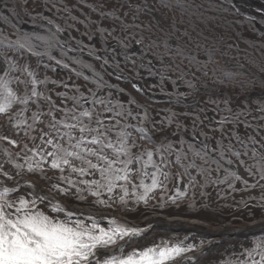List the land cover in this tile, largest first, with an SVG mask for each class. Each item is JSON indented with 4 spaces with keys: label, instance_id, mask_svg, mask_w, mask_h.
I'll list each match as a JSON object with an SVG mask.
<instances>
[{
    "label": "snow or ice",
    "instance_id": "snow-or-ice-1",
    "mask_svg": "<svg viewBox=\"0 0 264 264\" xmlns=\"http://www.w3.org/2000/svg\"><path fill=\"white\" fill-rule=\"evenodd\" d=\"M228 3L238 14L239 9L232 3V0H228ZM130 7H135L137 11L140 10L139 5H130ZM62 10L69 12V15L65 17V23L71 20L83 24L86 29L83 34H88L89 40L92 39V34L88 33V29L95 23V32L104 36L105 39L111 37L120 52L108 49L110 54L100 55L96 48L85 44L71 34V24L68 29H65L42 13L32 15L25 11L24 14L33 21L36 19L45 21L48 26L45 34L21 31L16 23H12L11 32L0 30V44L5 45L7 49L0 60V70L3 71V75H0V115L8 116L17 104L28 105L31 102L40 107L41 98L49 103V110L46 113L34 112L32 118L34 121H39L40 115H47L53 117L47 125L49 128L59 132V126L63 127L64 131L58 139H47L44 143L53 149L46 152V157L51 158V169L59 170L61 174L66 171L69 173L67 176L57 177L56 183H51V177L43 176L46 186L39 189L34 183L24 182L25 186L30 187L29 195L32 198L29 199L24 195L13 198L10 193H15L21 188L24 165L9 160L8 163L15 169L14 173H10L4 171V165L0 164V177L3 178L0 179V264H185V261L191 264L193 257L187 254L194 251L192 244H185L184 241L170 243L162 240L160 244L153 246L129 249V245L135 238L145 231L143 227L114 217L108 220L106 227H102L91 214L87 217L89 223H85L84 220L74 219L77 215H84V213L71 208L63 200L89 202L106 208H111L113 203L127 207L128 187L126 185L131 182L130 172L134 170L131 166L139 163L141 157L146 154L147 163L152 164L153 156L159 155L161 165L170 167L173 162L170 160L172 152H175L174 162L184 168L186 175L190 176L188 171L190 168H197L202 175H210L215 171L218 175L211 183L223 184L227 181L228 187L234 190V182L239 181L245 191L254 187L264 189V184L260 183L264 181V152L261 151L264 149V143H261L264 141V124L252 122L253 120H264V101L257 104L256 111L260 113L257 116H252V108L247 104L234 110L228 98L221 101L208 96L201 102L198 100L200 90L197 82L200 79L201 69L207 68V64H200L195 56H191L188 58V69L185 71L178 66L163 65V59L160 58L165 69L159 73L160 83L163 84L168 80L175 89L178 87L177 81H180L188 91L167 93L161 88V92L168 96L173 107L184 106L186 110L175 112L170 109L166 120H155L150 115V110L134 99L127 101L128 106L116 99L115 97L122 94L124 89H114V86L105 79L106 76H114L117 81L128 80L131 78L129 73L135 75L138 69L144 66L142 59L141 63L137 64L135 52L129 54L128 51L131 48L128 29L139 28L140 25L125 23L114 11L101 12L102 19L108 17L118 21L120 31L125 33L124 36L113 35L115 28L107 31L98 22L88 17L79 21L77 17L71 15L70 9L56 8V12ZM221 10L228 11L229 9L221 6ZM258 11L264 12L260 9ZM0 18L6 24L11 23L7 16ZM133 19L135 20L136 17L134 16ZM246 19L251 21L254 18L247 17ZM18 21L19 14H17ZM65 32L67 35H63ZM260 35L264 36V33ZM135 43L143 45V39H137ZM260 47L264 48V44ZM146 50V48L141 49V56ZM17 52L24 59V63L17 64L9 55V53ZM85 52L100 64L102 71H97L92 64L80 59ZM28 54L37 58V68L43 65L44 69L51 71H56L57 68L67 70L77 78L94 84L95 89L89 88L85 94L79 85L75 83L69 85L67 79L50 80L47 76L42 80L39 79L37 71L32 69L28 63ZM175 55L183 56V50L177 47ZM208 59L209 62H214L210 52ZM83 69H88L91 75H86ZM260 71L264 72V66H261ZM12 72H19L23 76L22 79L15 77V82L17 85L24 86L25 95H18L10 87L13 80L9 79V74ZM149 72L151 73V69ZM168 73L175 74L176 79H171ZM203 75L207 76V72H203ZM222 75L227 80L235 79V74L230 71H223ZM49 83L65 89L63 92L56 93L63 105L59 108V111L63 113L60 120L54 118V110L57 106L48 94L52 90L45 87V91L40 92L37 88V85L46 86ZM131 87L137 92L143 91L136 83H132ZM200 87L203 85L201 84ZM69 92L75 94L69 95ZM189 100L192 101L191 105L188 104ZM69 103L71 107L68 106ZM132 105L136 106L135 112ZM206 105L213 106L212 111L215 113L213 116L208 115L209 109ZM189 107L191 110H187ZM180 116L191 117V125L184 124L179 119ZM249 116H252V120L248 119ZM131 121H136V123H131ZM173 125L175 126L174 131L172 130ZM228 125L232 126L231 130H227ZM240 125H243L245 129L244 136H241L238 131ZM205 127L207 131H204ZM130 129L139 133V136H134ZM249 129L251 131H248ZM166 130L170 131L173 136L179 134L181 137L188 132L192 140L188 142L187 151L183 148L184 139L177 142L181 145L180 148H174L171 141L168 142L167 147L163 143L156 145L153 134L157 132L162 134ZM76 131L80 133L79 137L74 135ZM46 135L49 133L42 134L41 139L43 140ZM6 139L7 137L0 136V140ZM137 139L154 144L155 150L145 149L143 152H135L134 149L139 147ZM8 142L13 145L16 143L11 140ZM24 149H27V145ZM31 151L36 152V149H31ZM4 153L11 155L7 149ZM189 154L193 159L185 167L182 160H187ZM46 157L42 155L41 160L35 165L29 162L27 172L42 173L41 162H46ZM196 159L201 161L200 165L195 163ZM248 160H252L253 163L248 164ZM73 161H79V166ZM226 165L232 167H226ZM152 166L156 169L151 173L152 183L146 185L143 180L140 181L143 193L136 195V186L133 185L136 203L141 201L147 203L149 193L158 187H162L167 192V186L159 177L162 176L163 180H169L171 172H162L161 166L156 164ZM238 168H243L253 182L249 183L247 179L239 175L236 170ZM136 171L139 170L136 169ZM221 173H223V179L219 178ZM72 174L79 179L71 178ZM97 174L98 179H84L86 176L95 177ZM4 179L13 181V185L6 186ZM119 181L124 183H118ZM61 185H66V187ZM188 187L189 185H184V190L176 188L175 195L169 196L168 199L175 203L178 199L185 198ZM115 189L123 193L118 199L114 194ZM105 194L107 199H102L101 197ZM88 196L93 197V200L88 201ZM57 197L63 199L60 200ZM259 199L264 202V193ZM241 202L247 206V201ZM39 204L50 207L55 215L45 213L38 207ZM163 204L164 195L162 194L159 206L163 207ZM260 206L264 207V203ZM257 247L260 245L257 244ZM254 254L259 255L258 260L252 258ZM235 256V260L227 261L226 264H249V260L250 264H264V249L259 253L256 252V248L244 249Z\"/></svg>",
    "mask_w": 264,
    "mask_h": 264
},
{
    "label": "rangeland",
    "instance_id": "rangeland-1",
    "mask_svg": "<svg viewBox=\"0 0 264 264\" xmlns=\"http://www.w3.org/2000/svg\"><path fill=\"white\" fill-rule=\"evenodd\" d=\"M6 1L7 0H0V5L5 7ZM28 1L29 0H15L16 4L19 2L23 9H26L24 11H27L28 13L30 11L33 12L34 9H38V13H41L44 7H48L50 5V8H53V5H55V8L62 9V6L53 4L51 0H38L41 2L36 4V0H32L33 4L28 3ZM58 1L70 8L73 6L72 0ZM67 1L70 3L66 4L65 2ZM79 1L83 5L91 6L90 10L94 13L92 14L91 12H86V15H78L76 12H71V15L77 17V20L79 21H83L86 17H88L92 21L98 22L107 31H111L115 28L116 31L113 35L119 34L120 36H124L125 33L120 31L118 21H114L108 17H104L102 19L100 16L101 12L114 11L117 16L124 20L125 23L140 25L139 28L128 29V33L130 34L129 39L131 40V45L135 43V40L141 38L143 39V45H139L140 51L142 48H146L147 50L140 58L136 57V62L139 65L142 59L144 66L140 67L135 75L132 73H129L128 75L144 81L143 85L147 90L161 95H166L161 92V88H163L167 93H172L174 91L187 92V88H185L180 81H177L178 87L175 89L173 88L172 83L168 80L161 84L159 73L165 70L163 65H171L173 67L178 66L180 69L187 71L189 63L186 59L191 56H195L196 60L199 61L200 64H207V68L201 69L199 73L200 79L197 82L201 92L198 99L199 101L203 102L208 96L221 101L228 98L231 100L230 106L234 110L242 108L247 104L252 108V116L260 115V113L256 111V107L258 103L264 101V94L261 97H258V95L260 96L261 92L264 91V72L260 71L261 66H264V48L260 47L261 44H264V36L260 35L261 33H264V21L261 19H252L249 21L246 19L248 16L242 15L240 10L238 14L232 10L228 0H160V2H163L161 7L159 6L157 0H146L151 4V10L153 12H160L161 16H159L158 23L154 22L152 17L149 15L150 13H145L146 15L143 14L144 16H140L134 7H130V5L135 6L138 0ZM173 1L176 2L177 5ZM187 3H192L193 6H189ZM257 3L259 4V2ZM77 5L80 6V4ZM195 6L196 8H194ZM221 6L229 10L223 11L221 10ZM6 7L11 8L10 4ZM7 8L2 10L6 13ZM84 8L85 6H82L81 9L84 10ZM93 8L95 10H93ZM183 9H187L188 11H181ZM194 9H197L196 11L199 14L197 16L202 20L200 24L195 23V20L192 19L194 16L191 11ZM200 9L204 13H201ZM13 13L16 17L11 16L13 18V21H11L16 23L17 28L21 31L24 27H18L20 26V23L17 22V14H19V19L24 23L41 24L44 22L40 19L33 21L29 16H26L20 10L14 11ZM125 13H127V16H125ZM33 14H36V12H33ZM43 15L53 19L55 23L62 25L65 29H68L71 24V34L76 36L78 39H81L85 44H89L96 48L98 54L100 55L110 54L107 51L108 49L120 52V49L116 47V43L111 39V37L105 39L104 36L95 32V23L88 29V33L92 34V39L89 40L88 34H83L86 32L83 24L76 23L71 20H68L67 23H65V17L69 15V12L65 14H45L43 12ZM134 16L136 17L135 20L133 19ZM187 23H190V25L187 26ZM258 23L261 25L259 26ZM10 25H12V23H10ZM77 29L79 31H77ZM46 30V28H44V30H40L36 27L29 29L28 32L35 31L40 34H45ZM11 31L12 30H9L7 32ZM63 35H67V33ZM171 39L173 40L172 44L169 43ZM166 44L167 47H165ZM177 47L183 50V56L175 55ZM6 50L5 46L2 47L0 45L1 57ZM209 52L211 53L214 62H209ZM9 55L13 57L17 64L25 62L18 52L15 54L9 53ZM56 55L58 56V52ZM160 58L163 59V65L160 62ZM80 59L85 63L92 64L97 71H102L100 64L94 61L93 58H88L83 54L80 56ZM149 61H153L154 66L149 64ZM46 62L47 61L45 60V63ZM28 63L32 69L37 71L38 76H42L43 79L45 76H47L50 80L57 81L67 79L69 85L75 83L79 85L81 89H85L86 86L87 92L89 88L95 89L96 87L91 83L84 84V81H82L81 78H77L67 70L57 68L56 71H51L44 69L43 65L37 68V58L32 57L31 54H28ZM149 69H151V73L149 72ZM83 71L86 75H91L88 69H83ZM205 71L207 72V76L203 75V72ZM223 71H230L234 73L235 79H224L222 75ZM0 75H3L2 70H0ZM168 76H170L171 79H176V75L173 73H168ZM15 77L22 79L23 76H21L19 72H12L9 74V78L13 80L11 87L14 91H16L17 88ZM68 77L71 78L68 79ZM105 79L109 84L114 86V89H124L122 94L115 97L116 99L124 102L126 106H128L127 101L130 99H134L135 101H138V103L140 101L141 104H144L150 110V115L155 120H166L170 109L175 112H183L186 110L184 106L173 107L170 103L164 104L150 102L135 92L128 81H117L116 78L107 76ZM201 84L203 87H200ZM45 87L51 89L52 91L54 90L51 94V101L57 104L60 98L57 97L56 93L63 92L65 89L57 87L52 83H49L46 86L43 84L42 86L37 85L40 92L45 91ZM204 90H208L210 94H205ZM16 92L18 95L26 94V90L23 85H19V91ZM74 94L75 93L73 92H69V95ZM250 94H256L257 96L253 95L248 100L242 98V96H249ZM239 98L240 100H238ZM40 101L45 102L42 98ZM33 104L35 103L30 102L28 105L17 104L14 106V111L9 112L8 116L0 115V136L7 137L6 140H0V164L4 165V171H8L10 173H14L15 169L8 163L9 160L24 165V169H22L24 176H26L29 180L36 182L43 188L46 186V181L43 179V176L46 175L47 177H51V183H56L57 177L60 175L67 176L69 173L66 171L61 174L59 170L51 169V158L46 157V152L52 151L53 149L51 146H47L44 143L50 138L46 139L44 137L42 140L40 136L33 137V139L32 134H34L37 130H33V132L30 133V128H26V123H30L28 119L25 121L27 116L31 113L41 111V109H38L37 107H34L32 110L27 109ZM206 106L209 109L208 115L210 117L213 116L215 114L212 111L213 106ZM131 107L134 112L137 110L135 105H132ZM187 110H191L190 107ZM9 116H11V119H9ZM252 116H249L248 119L252 120ZM179 119L183 121L184 124L189 126L191 125V117L180 116ZM252 122L254 124H264V120H253ZM131 123H136V121H131ZM15 124L18 126H12ZM231 128V125L227 126V130H231ZM172 130H175L174 125L172 126ZM130 131L132 130L130 129ZM204 131H207V127L204 128ZM238 131L241 136H244L245 129L243 125H240ZM248 131L251 130L249 129ZM132 134L137 137L139 136V133L135 131H132ZM209 134L211 135V133ZM74 135L79 137L80 134L75 132ZM216 135H218V133ZM253 135H255V133H253ZM113 138L115 139V137ZM153 138L156 145L163 143L167 147L168 142L171 141L174 148H180L181 145L177 142L184 139L185 143L183 144V148L185 151L188 149V142L192 140V137L188 132H185L183 137H181L179 134L173 136L171 135V132L167 130L162 134L159 132L154 133ZM257 139H260L259 136H257ZM9 140L15 141V145L10 144L8 142ZM137 143L139 147L134 149L137 153L143 152L145 149L155 150V145L148 143L147 141L137 139ZM261 143H264V141H261ZM25 145H27V149H24ZM5 149H7V152L11 154L10 156L4 153ZM22 149H24V151H22ZM31 149H36V152L31 151ZM41 149H43V151H41ZM261 151L264 152V149H261ZM17 153L20 155L17 156ZM109 154L111 155V152ZM42 155L46 157V162H41L43 172H37L36 174L28 173L27 164L31 162L35 165L37 161L41 160ZM192 159L193 157L189 154L188 159L182 160V163L185 167H187V164ZM170 160L173 161L171 166L164 167L161 165L160 156H153L152 164L161 166L162 172L170 171L172 175L169 180H163L162 176L159 177L167 186V192H165L162 187L153 189V191L149 193L147 203L143 201L136 203L135 196L133 195V185L136 186V195L142 194L143 188L140 187V181L143 180L144 184L150 185L152 183L151 173L156 171L152 164L147 163L148 157L146 154L141 157L139 163H134L131 166L134 170L130 172L131 182L126 185L128 187L127 207H123L118 203H113L111 208H106L89 202L81 203L74 200H63V202L66 204L69 203L68 205L80 206L93 212L118 214L122 218L137 225H144V218L157 215L165 218L175 217L186 220H199L201 223L206 225V229L208 231L191 229L189 227H174L161 222H151L150 224H147L148 228L145 229L140 236L136 237L132 244L129 245V249L132 247L143 248L153 246L155 244H160L162 240L170 243H176L187 237L189 239L185 244H192L194 246V251L189 252L188 255L199 256L207 254L206 256L201 257V264H226L227 261L235 260V254L240 253L239 249L242 246L238 244H240V238L245 230L233 231L223 236L220 235V237L216 235L211 236L210 231L220 229L225 224H229L233 228H245L246 225H249L254 221L264 220V207L260 206L261 203L264 202H261L259 199L261 194L264 193V189L254 187L245 191L243 185L239 181H236L234 182L233 190L228 187L227 181L223 184L211 183L212 180L217 178L218 174L215 171H213L210 175H202L197 168H190L188 170L190 173L189 176L184 174V168L179 167L174 162L175 152H172ZM93 162H96L95 159H93ZM73 163L79 166V161H73ZM195 163L200 165L201 161L196 159ZM247 163L252 164L253 161L248 160ZM47 167L49 170L46 169ZM226 167L232 166L226 165ZM136 169L139 171H136ZM236 170L239 175H241L244 179H247L249 183L253 182L252 178L248 176L243 168H238ZM71 178L79 179V177L75 174H72ZM93 178L98 179V174L95 177H84V179ZM219 178H224L223 173L219 174ZM0 179L3 178L0 177ZM4 180L10 186L13 185V181ZM118 183L123 184L124 182L119 181ZM260 183L264 184V181H260ZM184 185H189L187 188V196L183 199H178L175 203H172L168 197L174 196L176 188L178 187L181 190H184ZM61 186L66 187V185ZM114 194L118 199L119 195H122L123 193L120 192L119 189H115ZM162 194L164 195V204L163 207H160V197ZM19 195L27 196L29 199L32 198L29 195V191L20 192L16 196ZM250 197L254 199H249ZM59 198L63 199L61 197ZM101 198L107 199V195L105 194ZM87 199L88 201H92L93 197L88 196ZM241 201H247V206H245V204ZM38 207L49 215H55L52 212L51 214L49 209L43 204H39ZM98 222L102 227H106L108 225L107 219L98 220ZM85 223L89 222L85 221ZM236 235H239V237L235 238ZM191 236L195 238L196 241H194ZM227 236L228 238L236 239L237 241L234 242L229 240L226 238ZM149 238H151V240H149ZM218 240H222L223 243H219ZM213 243H216V245H212ZM248 243V246L246 245L247 249L256 248V252L259 253L262 249H264V234L259 233V235H254L250 240H248ZM207 244L209 245V248H213L210 252L206 250L198 251V245L205 247ZM257 244H259L260 247H257ZM246 246L244 249H246ZM252 258L258 260L259 255L254 254Z\"/></svg>",
    "mask_w": 264,
    "mask_h": 264
},
{
    "label": "bare ground",
    "instance_id": "bare-ground-1",
    "mask_svg": "<svg viewBox=\"0 0 264 264\" xmlns=\"http://www.w3.org/2000/svg\"><path fill=\"white\" fill-rule=\"evenodd\" d=\"M259 2V4L257 3ZM232 3H234L236 5V8H238L240 11H241V14L242 15H245V16H248V17H253L254 19H261L262 21H264V12H261V11H258V9L260 10H264V0H232ZM132 52H135L136 53V56L140 53L139 50L135 47L132 51H130L129 54H131ZM152 65H154L153 62H151ZM134 83H136L139 87L141 86L140 83H141V80L139 81H134ZM162 97V96H161ZM191 101V100H189ZM31 182V183H34L37 188H42L40 187L37 183L27 179L25 176H23V182ZM4 184L6 185V182L4 181ZM7 186V185H6ZM25 190H29L30 191V187H26L24 188ZM58 199V197H57ZM55 203V201H54ZM71 208H74L76 209L78 212H83L84 215H77L78 217H82V216H86L88 217L89 214L93 215L95 218H102V219H111V218H116L118 220H121V221H124L125 219L113 214V213H108V212H92L88 209H84V208H80V207H74V206H71L69 205ZM86 219V218H85ZM264 220L262 221H254L252 222L251 224L248 225V227L246 228V232H249V231H252L254 229H256L259 225H262L264 224L263 223ZM129 222V221H128ZM151 222H161V223H164L166 225H169V226H174V227H189L191 229H200V230H205V231H208L206 229V225H204V223H201L199 220H186V219H183V218H175V217H171V218H165V217H162V216H149L147 218H144L143 219V224L144 225H140V227H143L144 229H147V224H150ZM130 224L132 225H136L132 222H129ZM136 226H139V225H136ZM234 229H237V228H233L231 225L229 224H225L222 228L220 229H214V230H211L210 231V234L211 236L213 235H216V236H219L220 235H226V234H229L230 232H233L235 231ZM192 237V236H191ZM218 237V238H219ZM217 238V239H218ZM227 239L229 240H235V239H231V238H228V236L226 237ZM236 238V236H235ZM189 238L185 237L182 239V241H184V243H186V241H188ZM192 239L194 241H196L195 238L192 237ZM149 240H151V238H149ZM219 243H223L222 240H218ZM212 245H216V243H213ZM198 251H202V250H206L208 252L211 251V249L213 248H209V245L207 244L205 247L204 246H200L198 245ZM209 254V253H208ZM188 255V254H187ZM207 254H202V255H188V256H191L193 257L192 261H191V264H201V257L203 256H206ZM198 260V261H197ZM185 264H188L187 261H185Z\"/></svg>",
    "mask_w": 264,
    "mask_h": 264
},
{
    "label": "trees",
    "instance_id": "trees-1",
    "mask_svg": "<svg viewBox=\"0 0 264 264\" xmlns=\"http://www.w3.org/2000/svg\"><path fill=\"white\" fill-rule=\"evenodd\" d=\"M186 10H187V9H184V10H181V11H186ZM187 11H188V10H187ZM191 13H192V15L194 16V17H192V19L195 20V23H201V22H202V20L197 16V15H199V14L197 13L196 10H192ZM186 61L189 63V59H186Z\"/></svg>",
    "mask_w": 264,
    "mask_h": 264
}]
</instances>
